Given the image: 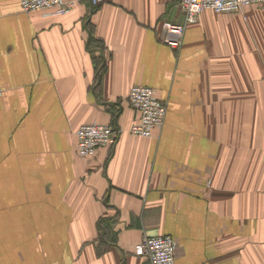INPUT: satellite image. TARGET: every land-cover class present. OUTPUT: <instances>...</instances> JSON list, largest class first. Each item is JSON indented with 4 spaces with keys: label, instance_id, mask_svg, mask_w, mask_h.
<instances>
[{
    "label": "crops",
    "instance_id": "0c3cea01",
    "mask_svg": "<svg viewBox=\"0 0 264 264\" xmlns=\"http://www.w3.org/2000/svg\"><path fill=\"white\" fill-rule=\"evenodd\" d=\"M183 19L179 0H0V264H150L155 234L175 264H264V8L204 10L175 49L163 24ZM136 84L168 106L148 138ZM92 122L122 134L83 157Z\"/></svg>",
    "mask_w": 264,
    "mask_h": 264
},
{
    "label": "built area",
    "instance_id": "2783aa9c",
    "mask_svg": "<svg viewBox=\"0 0 264 264\" xmlns=\"http://www.w3.org/2000/svg\"><path fill=\"white\" fill-rule=\"evenodd\" d=\"M79 0H22L24 12L46 11L56 15H65L74 9ZM98 6L107 0H90ZM184 19L182 23L164 22L163 41L179 49L187 27L198 21L200 14L207 9L222 13H235L245 7H262L264 0H179ZM4 88L0 83V96ZM132 107L139 113L140 120L129 129L136 136L151 137L155 130L165 123L168 106L161 101L153 87L136 84L129 93ZM122 129L112 124L85 123L77 131L78 153L83 157L95 156L98 149L115 145ZM177 242L167 234L146 235L136 245L137 255L144 257L150 264H175Z\"/></svg>",
    "mask_w": 264,
    "mask_h": 264
},
{
    "label": "trees",
    "instance_id": "16d2710c",
    "mask_svg": "<svg viewBox=\"0 0 264 264\" xmlns=\"http://www.w3.org/2000/svg\"><path fill=\"white\" fill-rule=\"evenodd\" d=\"M91 42H92V44H94L95 48L102 49V50L104 49V45L101 42V40L92 39ZM104 61H105L104 55H102L100 57H96V64L99 68L98 69L99 71L97 70L98 79H99V76L103 73V70L105 68Z\"/></svg>",
    "mask_w": 264,
    "mask_h": 264
}]
</instances>
